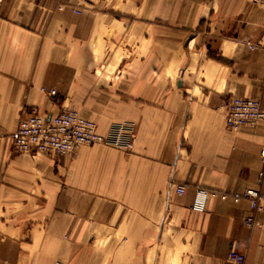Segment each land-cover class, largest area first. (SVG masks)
I'll use <instances>...</instances> for the list:
<instances>
[{"label": "crops", "instance_id": "0c3cea01", "mask_svg": "<svg viewBox=\"0 0 264 264\" xmlns=\"http://www.w3.org/2000/svg\"><path fill=\"white\" fill-rule=\"evenodd\" d=\"M263 34L252 0H6L0 264H233L230 251L264 264V202L190 209L198 188L264 191V122L224 124L232 97L264 111ZM32 108L76 110L104 135L130 124L133 147L17 154L11 136Z\"/></svg>", "mask_w": 264, "mask_h": 264}, {"label": "built area", "instance_id": "2783aa9c", "mask_svg": "<svg viewBox=\"0 0 264 264\" xmlns=\"http://www.w3.org/2000/svg\"><path fill=\"white\" fill-rule=\"evenodd\" d=\"M5 1L0 0V6ZM252 3L264 8V0H252ZM257 44L264 47V34ZM256 45H250V49H254ZM41 91L48 96L55 95V91L52 90L41 89ZM224 115L225 128L231 132L254 128L264 122V111L255 99L232 97L224 106ZM134 138V129L130 124H114L104 135L98 131L93 120L83 117L76 110L62 109L47 119L45 115L32 108L19 120L11 136V144L17 154H41L56 158L75 155L82 146H107L130 151ZM261 155L264 157V151ZM173 191L180 196L185 194L186 188L177 185ZM209 199L230 201L233 204L246 201L251 212L256 213L261 210V202H264V191L246 189L242 193L232 194L198 188L194 191L190 209L193 212L205 211ZM243 223L248 229L257 225L253 215L244 218ZM227 259L233 264H244V256L234 251H230Z\"/></svg>", "mask_w": 264, "mask_h": 264}]
</instances>
